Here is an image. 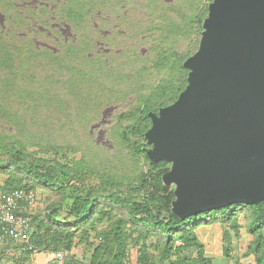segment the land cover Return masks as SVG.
<instances>
[{
    "label": "rangeland",
    "instance_id": "obj_1",
    "mask_svg": "<svg viewBox=\"0 0 264 264\" xmlns=\"http://www.w3.org/2000/svg\"><path fill=\"white\" fill-rule=\"evenodd\" d=\"M210 2L66 0L56 3L50 0L38 5L35 0H0V142L6 146L23 142L27 151L38 156H42L44 149L66 146L70 151L60 157L63 162L70 164L71 157L81 158L89 169L98 173V177L105 174L120 178L140 175V163L145 168L148 163L142 160V154L131 158L130 146L135 147L142 138L131 132L127 139L121 138L119 132L123 128L127 132L133 129L139 110L149 93H155L154 87L161 79L176 76L179 57L194 48L195 41L200 38L196 17L204 15ZM88 10L109 14L105 16L104 26L107 29L113 27L110 48L97 45L105 42V38L94 27L96 18H91L93 15ZM188 25L191 33L187 36L184 30L186 27L188 31ZM70 29L77 31L74 34L82 43L80 46L67 45L65 36ZM55 36L59 37L58 42L54 40ZM73 36L72 33L69 43L75 40ZM46 43L51 45L50 49L41 46ZM34 49L31 71L9 76L10 59L29 55ZM95 50H101L97 56L105 68L101 69L100 78L106 80V84L96 90L100 99L92 102L87 110V105L75 106L76 103L72 104L73 100L65 96L68 100L58 103L41 99V92H47L53 99L57 89L62 91L68 82L65 77L84 66L83 55L89 57L91 53L94 57ZM6 56L8 61H3ZM94 79L98 81L96 70L91 69L90 80ZM18 86L36 91L37 98L26 94L20 102L16 101L14 95L18 94ZM32 137L35 139L31 140ZM4 179L5 176L0 174V185ZM32 191L36 194V203L31 214L43 212L49 202L59 198L43 186L35 185ZM239 220L245 222L242 215ZM251 239L232 238L228 256L221 254L219 243L206 255L212 257L214 264H255V256L248 252ZM92 248L93 245L86 247L77 243L73 252L88 260ZM136 255V248H130L131 264H135ZM10 256H15L13 251L9 252ZM52 258L53 254L35 253L28 262L46 264Z\"/></svg>",
    "mask_w": 264,
    "mask_h": 264
},
{
    "label": "trees",
    "instance_id": "obj_2",
    "mask_svg": "<svg viewBox=\"0 0 264 264\" xmlns=\"http://www.w3.org/2000/svg\"><path fill=\"white\" fill-rule=\"evenodd\" d=\"M207 8L203 16L196 17L199 36ZM190 33L188 25L184 35ZM199 39L195 41L194 48L179 57L176 76L161 79L154 87L155 93H149L135 118L133 129L127 132L123 128L119 132L121 138L127 139L129 132L142 138L138 145L130 146L131 158L142 154V160L148 163L146 168L140 163V175L133 178L108 174L98 177V173L89 169L81 158L71 157L70 164L63 162L60 157L70 151L66 146L44 149L42 156H38L27 151L23 142L8 146L0 142V174L5 176L0 185L2 193L13 189L29 191L39 185L59 196L49 202L43 212L31 214L27 244L30 249L27 245L22 249L21 245L9 239L0 244L3 253L10 250L15 254L11 256L13 264H30L29 258L35 253L53 254L46 264H131L129 250L132 247L137 251L135 264H214L195 232L199 225L209 223H219L223 227L221 252L224 256L229 254L232 238L238 237L241 227H244L252 237L248 252L255 256V264H264V201L252 205L233 204L180 219L170 210L174 198L172 188L161 181L169 164L165 161L150 162L145 154V147L149 145L144 133L151 126L147 113H157L158 108L171 104L184 89L188 70L183 67V62L196 51ZM35 51L11 58L7 65L8 75L30 72ZM3 61H8V57ZM81 62L84 66L65 77L68 82L62 91L57 89L53 99L47 92H41V99L58 103L69 98L73 100L72 104L76 103L75 106L87 105L86 110L92 102L100 99L96 90L106 84V80L100 78L101 69H105L102 59L97 55H83ZM91 69L96 70L98 81L90 80ZM17 88L16 101L20 102L26 94L37 98L36 91H27L21 86ZM240 215L244 223L240 222ZM77 243L86 247L93 245L88 260L73 252ZM59 253H63L62 258L57 257Z\"/></svg>",
    "mask_w": 264,
    "mask_h": 264
},
{
    "label": "water",
    "instance_id": "obj_3",
    "mask_svg": "<svg viewBox=\"0 0 264 264\" xmlns=\"http://www.w3.org/2000/svg\"><path fill=\"white\" fill-rule=\"evenodd\" d=\"M201 26L184 89L144 133L180 219L264 201V0H211Z\"/></svg>",
    "mask_w": 264,
    "mask_h": 264
},
{
    "label": "built area",
    "instance_id": "obj_4",
    "mask_svg": "<svg viewBox=\"0 0 264 264\" xmlns=\"http://www.w3.org/2000/svg\"><path fill=\"white\" fill-rule=\"evenodd\" d=\"M36 203L32 190L13 189L0 194V244L9 239L22 249L28 244L31 230V212ZM27 248L31 246L27 245ZM63 253H59L62 258Z\"/></svg>",
    "mask_w": 264,
    "mask_h": 264
},
{
    "label": "crops",
    "instance_id": "obj_5",
    "mask_svg": "<svg viewBox=\"0 0 264 264\" xmlns=\"http://www.w3.org/2000/svg\"><path fill=\"white\" fill-rule=\"evenodd\" d=\"M195 232L199 240L203 243L205 247V252H208V250L213 249L215 246H217L218 243L221 245V251H222L223 227L221 224L219 223L201 224L196 228ZM238 237H251V236L246 234V230L244 227H241L240 234ZM9 252L10 250L3 253L0 246V264H13L12 257L11 256L9 257Z\"/></svg>",
    "mask_w": 264,
    "mask_h": 264
},
{
    "label": "flooded vegetation",
    "instance_id": "obj_6",
    "mask_svg": "<svg viewBox=\"0 0 264 264\" xmlns=\"http://www.w3.org/2000/svg\"><path fill=\"white\" fill-rule=\"evenodd\" d=\"M35 1H38V3H39L38 5H43L46 1H50V0H35ZM52 1H54V2L57 3V2H60V1L65 2L66 0H52ZM102 1L105 2V0H102ZM53 12L54 11L51 10V13H53ZM88 12L93 15V16H91V18H96L95 22H97V23L94 22V27L98 28L99 33L102 34L104 36V38H105V42H98L97 45H103L106 48L109 47V45L113 44V41L112 40L114 38L113 36H111V34L113 32V27H110L109 29H107V27L104 26V23L106 22L105 16H107L109 14L102 15V13H101L100 10H98L97 12H95L94 10H88ZM65 13H66V11L63 12V14H65ZM57 27L59 29H61V26L59 24H57ZM72 33H73V35H74L73 37H74V39L76 41L74 40L71 43H69V40L72 37ZM74 33H77V31H74V30L71 31V29H70L69 33L65 36V39H66V41H68V43H67L68 46H69V44L70 45L72 44L74 47H78V46H80L79 44H82V43L81 42H78V39L76 38L77 35L74 34ZM48 35H50V34H48ZM58 39H59L58 36L57 37L56 36L54 37V40L57 41V42L59 41ZM41 46L48 47L49 49L51 48V45L50 44H47V43L46 44H42ZM36 48H39V47L36 46ZM94 52H96L95 54L98 55L99 52H101V50H99L98 52H97V50H95ZM89 55H90V57L93 56V54H91V53H89Z\"/></svg>",
    "mask_w": 264,
    "mask_h": 264
},
{
    "label": "clouds",
    "instance_id": "obj_7",
    "mask_svg": "<svg viewBox=\"0 0 264 264\" xmlns=\"http://www.w3.org/2000/svg\"><path fill=\"white\" fill-rule=\"evenodd\" d=\"M158 111V110H157Z\"/></svg>",
    "mask_w": 264,
    "mask_h": 264
}]
</instances>
